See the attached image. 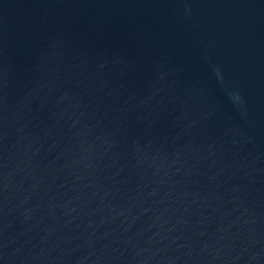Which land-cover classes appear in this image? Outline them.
<instances>
[{
	"label": "water",
	"instance_id": "water-1",
	"mask_svg": "<svg viewBox=\"0 0 264 264\" xmlns=\"http://www.w3.org/2000/svg\"><path fill=\"white\" fill-rule=\"evenodd\" d=\"M0 264H264V0H0Z\"/></svg>",
	"mask_w": 264,
	"mask_h": 264
}]
</instances>
